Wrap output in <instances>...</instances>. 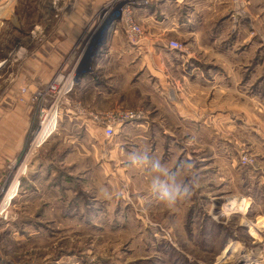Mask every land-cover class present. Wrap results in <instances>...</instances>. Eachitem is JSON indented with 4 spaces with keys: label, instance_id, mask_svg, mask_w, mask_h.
Masks as SVG:
<instances>
[{
    "label": "rangeland",
    "instance_id": "1",
    "mask_svg": "<svg viewBox=\"0 0 264 264\" xmlns=\"http://www.w3.org/2000/svg\"><path fill=\"white\" fill-rule=\"evenodd\" d=\"M152 3L0 0V264H264V0L211 2L204 43ZM122 44L124 60L105 56ZM200 47L208 57L193 59ZM170 66L226 83L181 107ZM105 67L113 107L75 91ZM145 150L179 183L195 172L186 199L151 193L150 169L130 162Z\"/></svg>",
    "mask_w": 264,
    "mask_h": 264
},
{
    "label": "crops",
    "instance_id": "2",
    "mask_svg": "<svg viewBox=\"0 0 264 264\" xmlns=\"http://www.w3.org/2000/svg\"><path fill=\"white\" fill-rule=\"evenodd\" d=\"M171 2L173 4H175V8L171 9L168 12H165L167 9V2ZM211 2H217L220 4H225L226 0H153V5L151 8H154L155 13L160 12L159 16L157 17L160 20V23L164 20H173V24L172 25H176V27H181L184 30H189L191 29L190 34L196 35L197 37L194 38L195 42L201 41L202 43H204V39L208 38V35H201L198 32H203L204 31V20L202 17H200V15L198 14V12H203L204 8L208 7V5ZM165 12V13H164ZM181 12V14H180ZM164 13V14H163ZM182 13H185V15H182ZM158 22V21H157ZM206 25V24H205ZM198 27H200L198 29ZM252 32V31H251ZM243 36L244 34L241 33ZM153 36V35H151ZM192 36V35H191ZM214 36V35H213ZM251 37V36H249ZM251 40V39H250ZM109 42V41H108ZM108 44V43H107ZM110 48V47H109ZM108 48V49H109ZM203 48V47H200ZM207 48V47H206ZM120 50H124L123 49V44L121 45L120 49L117 50H110L108 51L107 54H105V56H109L110 57H115L116 59H125L126 57L129 56V54H131L132 52H128L127 55H124L123 51ZM223 52H228V49H224ZM119 53H121V56L119 55ZM209 52L207 51V49H200L197 52H193L191 53V56H193L195 58H199V57H208L207 54ZM109 54V55H108ZM159 60V57H156ZM169 58H172L171 56ZM138 63V61H137ZM108 64V63H106ZM178 65V64H177ZM107 66V65H105ZM183 68V67H182ZM107 70V77L106 76H100L98 77V81L97 84L93 83L91 80L87 79L85 82L79 81L75 87V91H85V93H94L96 95V99H100L104 101V105H111L113 107V104L115 102V99L117 97V94L115 93V89L112 85H109L107 79H109L111 81V77L113 72L110 71V69L107 67H105V73ZM170 70L172 72L173 75L176 76V80L179 77V81L177 80V84H176V91L173 94V97L178 100L179 102L177 103V105L181 106V107H195L197 104H205L207 105V101H205L204 99L209 95L210 90H215L214 91V96H213V100L216 101V96H217V91H222V90H218L217 88H222L225 86L226 83V79L225 76H220L217 75L215 77H212L211 75L206 76L205 73L201 72L202 74L197 76L196 78V82L197 84H192L191 80L193 79H187V77H185V75L183 74V70L180 69L179 66H170ZM202 70V69H201ZM200 71V69H199ZM188 73V75L193 76V72L191 71V73H189L188 71H186ZM100 73V72H99ZM105 75V74H104ZM204 76V77H203ZM84 77V75L82 76V78ZM128 78V77H127ZM233 79V83L231 84L230 88H235L237 86L236 82H234L236 80V76L235 74L232 76ZM181 80H183L181 82ZM214 82H217L216 85H214L213 87H211L212 84H214ZM238 83V82H237ZM124 84L128 87V85L126 84V82H124ZM99 86H103L102 91H97V88H99ZM124 86V85H123ZM230 88H225L224 91L226 92V90H229ZM122 90L125 91V89L129 90V88L126 87H121ZM191 89H195L197 91L200 92L201 96H199L197 93H188L187 90H191ZM217 90V91H216ZM78 94V93H77ZM194 95L197 96L196 98H194ZM84 101L85 99H87L86 97L83 98ZM89 102H93L95 101V97L91 98L88 100ZM202 107V106H201ZM164 111H167V109H164ZM194 112V111H193ZM202 114H206L207 110H203ZM68 116L70 117V115L68 114ZM240 120H238L239 122ZM160 131V135L162 137H168V134H172L171 131H165V130H158ZM156 131L155 129L153 130V134L155 135V137L159 136V132ZM104 131H102L103 133ZM146 131H140L138 132L139 136H142L141 134L145 133ZM79 136H83L82 134H87L84 133V131H77Z\"/></svg>",
    "mask_w": 264,
    "mask_h": 264
},
{
    "label": "clouds",
    "instance_id": "3",
    "mask_svg": "<svg viewBox=\"0 0 264 264\" xmlns=\"http://www.w3.org/2000/svg\"><path fill=\"white\" fill-rule=\"evenodd\" d=\"M130 162L137 168L150 169L149 190L167 207H173L178 202L186 199L190 195L191 187L197 180L194 172L183 183L177 182L174 173L169 172L159 160H153L146 150L139 155L132 154Z\"/></svg>",
    "mask_w": 264,
    "mask_h": 264
},
{
    "label": "bare ground",
    "instance_id": "4",
    "mask_svg": "<svg viewBox=\"0 0 264 264\" xmlns=\"http://www.w3.org/2000/svg\"><path fill=\"white\" fill-rule=\"evenodd\" d=\"M65 86H66V83H65ZM65 86H63L59 83L58 85H54V89H55V91H57V93L58 92L64 93L65 92ZM66 90H68V88ZM54 122H55V114L53 113V115H52V113H50L43 120L42 127H41V129L38 133V136H37L38 142L44 141L45 137L50 133V130L53 128ZM15 190H16V185H12V187L10 188V190L6 196V199L4 200L2 208L7 207L10 204V198L12 197V195H14L13 192Z\"/></svg>",
    "mask_w": 264,
    "mask_h": 264
},
{
    "label": "built area",
    "instance_id": "5",
    "mask_svg": "<svg viewBox=\"0 0 264 264\" xmlns=\"http://www.w3.org/2000/svg\"><path fill=\"white\" fill-rule=\"evenodd\" d=\"M132 116H133V114H130V117H132ZM103 131H104V135L106 137L112 136L115 132L114 127L112 125H109V124L104 125Z\"/></svg>",
    "mask_w": 264,
    "mask_h": 264
}]
</instances>
